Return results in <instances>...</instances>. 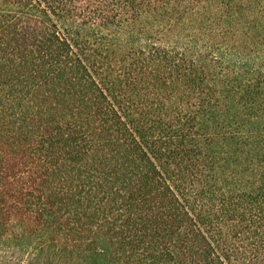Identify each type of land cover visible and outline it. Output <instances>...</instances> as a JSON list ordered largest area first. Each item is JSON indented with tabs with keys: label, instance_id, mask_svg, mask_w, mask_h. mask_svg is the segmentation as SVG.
Wrapping results in <instances>:
<instances>
[{
	"label": "trees",
	"instance_id": "obj_1",
	"mask_svg": "<svg viewBox=\"0 0 264 264\" xmlns=\"http://www.w3.org/2000/svg\"><path fill=\"white\" fill-rule=\"evenodd\" d=\"M22 261L264 264V0H0Z\"/></svg>",
	"mask_w": 264,
	"mask_h": 264
},
{
	"label": "rangeland",
	"instance_id": "obj_2",
	"mask_svg": "<svg viewBox=\"0 0 264 264\" xmlns=\"http://www.w3.org/2000/svg\"><path fill=\"white\" fill-rule=\"evenodd\" d=\"M27 262V261H26ZM24 262L22 261L20 264H23Z\"/></svg>",
	"mask_w": 264,
	"mask_h": 264
}]
</instances>
